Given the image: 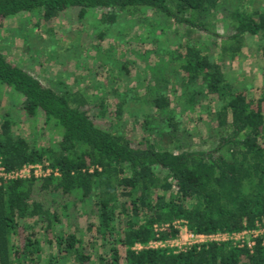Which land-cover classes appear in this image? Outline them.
Listing matches in <instances>:
<instances>
[{
    "label": "trees",
    "instance_id": "16d2710c",
    "mask_svg": "<svg viewBox=\"0 0 264 264\" xmlns=\"http://www.w3.org/2000/svg\"><path fill=\"white\" fill-rule=\"evenodd\" d=\"M256 1L0 0V29L10 18L28 16V31L16 30L26 45L32 28L53 37L57 21H75L98 40L108 33L120 42L132 34L129 17L143 27L133 40L155 46L162 37L176 40L171 50L158 48L159 62L148 69L143 104L156 118L141 108L129 113L135 123L142 116L150 134L143 140L118 123L129 109L127 91L110 88L89 96L65 82L45 85L0 53V94L7 92L0 100V167L39 164L56 172L0 181V264H264L258 239L251 250L214 241L179 252L133 250L135 244L174 239L175 222L205 235L264 227V71L257 96L249 98L239 73L223 66L242 55L250 38L264 57V8L246 6ZM218 15L227 33L216 31ZM117 52L112 48L100 58L110 85L137 69ZM170 74L181 84L178 94L167 93ZM199 95L214 97L208 148L188 150L178 115L191 111ZM18 120L30 126L32 142L17 134ZM40 137L48 138L47 145ZM80 207L87 211L88 239L111 245L107 260L95 256L93 242L84 244L77 226L65 229V220L79 218Z\"/></svg>",
    "mask_w": 264,
    "mask_h": 264
},
{
    "label": "rangeland",
    "instance_id": "374dc122",
    "mask_svg": "<svg viewBox=\"0 0 264 264\" xmlns=\"http://www.w3.org/2000/svg\"><path fill=\"white\" fill-rule=\"evenodd\" d=\"M246 6L248 10H253L257 7L264 8V0L251 2ZM143 15L145 18L150 17L149 11L144 12ZM27 18V15H19L8 19L2 24L0 29V53L5 55L12 63L23 66L30 74L36 76L45 85H55L58 82H65L73 91L81 90L89 96L92 93L96 94V96L100 95L101 91H107L110 88H114L120 94H124V91H127L125 97L129 109L118 120L120 128L125 133H134L135 140L147 138V134L149 133L143 130L142 116L140 115L138 117L139 121L135 123V118L129 115V113H137L141 108V111H147L150 119L156 118V113L153 110L147 109L143 104L146 100L145 85L149 82V70L159 62L157 50L163 46V48L167 47L170 50L175 48L176 40L172 38L164 40L165 38L162 37L156 46L154 44L151 45L147 41L141 43L139 39L133 40V36L141 34L143 27L135 23L137 20L136 17H129L127 19L134 24L132 26V34L128 33L130 36L126 35L120 42L116 40L113 34L108 33L103 40H98L96 34L89 27L85 26L86 29H83L75 21H57L53 26L56 30L53 37L47 36L46 29L32 28V32L26 37V45L22 38L16 34V30L20 28L23 33L28 31ZM216 31L219 34L227 33V26L222 22L221 15H218L217 18ZM246 43L247 45L243 49L242 55L234 61L223 64V66L224 70L229 69L230 72L239 73L238 79L245 81L249 87L248 97L254 98L257 96V89L261 87V83L263 82L261 74L264 71V57L256 49L258 46L256 39H247ZM95 47H99V51H96ZM112 48L118 51L117 58L124 59L127 57V59L136 63L134 64L137 66V69L131 68L129 76L122 78L120 82L110 85L107 80V73L100 67V61L102 60L100 58L101 54L103 55ZM51 52L54 54H51ZM138 71H140L141 80L136 83L135 78ZM168 78L170 82L166 86L167 93L170 95L173 90H177V94L180 93V82H175L173 80L175 77L171 74ZM6 94V91H2L0 100ZM132 96L135 99H132ZM136 98L138 101H136ZM195 100V106H192L191 111L178 115L180 131L184 138L182 139L187 144L186 149L205 150L208 148L206 144V125L212 123L211 114L214 109V97L204 98L199 95ZM107 103L109 108H113L115 97L109 95ZM29 128L30 126L23 120H18L15 126L17 134L32 142L30 136H28ZM38 141L45 146L48 143V138L40 137ZM166 144L168 145V143ZM78 212L79 218L77 220L73 222L64 221L65 229L69 230L73 225L77 226L84 244L93 242L95 256L105 260L108 257L111 245L101 240H89L85 232L86 225L89 221L87 219V211L84 207H80ZM32 223V220L27 221L29 225ZM32 229L36 233V236L39 237L40 230L38 226L36 227V224H34ZM22 235L23 231L20 229L18 238L16 239L18 244L22 242ZM181 237H184V235L180 229L178 238ZM44 247L47 249V246ZM40 264L46 263L43 260Z\"/></svg>",
    "mask_w": 264,
    "mask_h": 264
},
{
    "label": "built area",
    "instance_id": "2783aa9c",
    "mask_svg": "<svg viewBox=\"0 0 264 264\" xmlns=\"http://www.w3.org/2000/svg\"><path fill=\"white\" fill-rule=\"evenodd\" d=\"M56 175V172H52L49 168H43L42 165L39 164H29L24 165L18 170L5 171L2 167H0V181H10L16 179H24L30 176L33 177H44L49 174ZM174 228L178 231L181 229L184 237L161 241V240H153L150 241L146 246H141L135 244L133 250H140L142 248H168L173 252H179L185 250L187 247L192 245H200L206 242L214 241L216 243H230L233 246L239 248H246L251 250L256 240L258 239L261 244H264V227L260 224L256 223L254 228L251 229H243L239 232L233 233H215L210 235L205 234H193L187 231L186 226L183 222H175ZM183 227V228H180Z\"/></svg>",
    "mask_w": 264,
    "mask_h": 264
}]
</instances>
